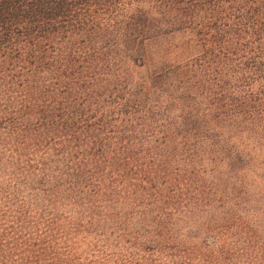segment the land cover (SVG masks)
<instances>
[{"label": "trees", "instance_id": "16d2710c", "mask_svg": "<svg viewBox=\"0 0 264 264\" xmlns=\"http://www.w3.org/2000/svg\"><path fill=\"white\" fill-rule=\"evenodd\" d=\"M0 264H264V0H0Z\"/></svg>", "mask_w": 264, "mask_h": 264}]
</instances>
